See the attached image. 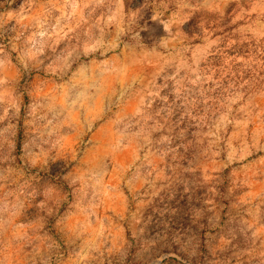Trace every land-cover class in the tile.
I'll return each instance as SVG.
<instances>
[{"label":"rangeland","instance_id":"374dc122","mask_svg":"<svg viewBox=\"0 0 264 264\" xmlns=\"http://www.w3.org/2000/svg\"><path fill=\"white\" fill-rule=\"evenodd\" d=\"M0 264H264V0H0Z\"/></svg>","mask_w":264,"mask_h":264}]
</instances>
